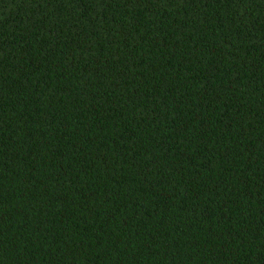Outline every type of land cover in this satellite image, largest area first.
Returning <instances> with one entry per match:
<instances>
[{"label": "trees", "instance_id": "1", "mask_svg": "<svg viewBox=\"0 0 264 264\" xmlns=\"http://www.w3.org/2000/svg\"><path fill=\"white\" fill-rule=\"evenodd\" d=\"M0 264H264V0H0Z\"/></svg>", "mask_w": 264, "mask_h": 264}]
</instances>
